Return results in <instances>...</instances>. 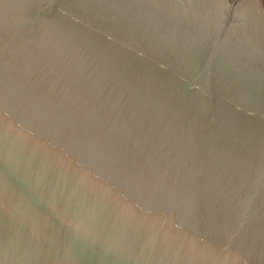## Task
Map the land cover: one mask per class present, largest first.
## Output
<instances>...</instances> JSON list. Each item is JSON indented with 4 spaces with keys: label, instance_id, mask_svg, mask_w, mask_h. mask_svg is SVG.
Segmentation results:
<instances>
[{
    "label": "water",
    "instance_id": "1",
    "mask_svg": "<svg viewBox=\"0 0 264 264\" xmlns=\"http://www.w3.org/2000/svg\"><path fill=\"white\" fill-rule=\"evenodd\" d=\"M0 264H264V0H0Z\"/></svg>",
    "mask_w": 264,
    "mask_h": 264
}]
</instances>
